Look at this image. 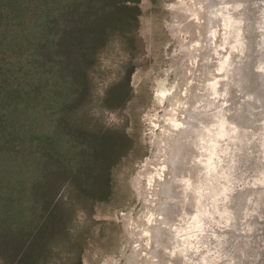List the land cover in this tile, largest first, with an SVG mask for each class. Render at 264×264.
Segmentation results:
<instances>
[{
	"label": "rangeland",
	"instance_id": "obj_1",
	"mask_svg": "<svg viewBox=\"0 0 264 264\" xmlns=\"http://www.w3.org/2000/svg\"><path fill=\"white\" fill-rule=\"evenodd\" d=\"M208 1L137 0L134 5L130 4L135 7L137 12L135 29L133 31L130 29L124 31V41L120 40L117 36H112L97 55V60L89 72L92 95L85 102L87 125L92 130H96L98 126L112 129L114 137L118 136L115 132L119 130L128 139L130 148L119 158L111 171L108 196L102 201H95L90 205V208L85 203L80 205L76 203V205L73 204L72 206L74 216L69 232L71 233V242L78 241L77 243L80 244L78 255L80 264H158L157 260H161L163 264H167L161 257L168 255L165 253L167 249L171 250L175 247L174 240L178 238L176 236L178 231L184 236L190 235L189 226L186 223L183 226H179L181 222H173L168 224L164 230L165 232L167 231V234L170 233L168 234L170 235L169 240H166L169 243L165 242L164 245H161V247L163 246L162 249H155L154 247L155 242L153 237L155 236V232L153 229L156 227L162 231L161 227L158 226L163 227L166 225L163 222L161 214L157 211L160 204L163 203V199L160 198L159 194L168 195L166 188L171 183L168 172L170 170L169 162H167L172 154V151H170V136L179 131L181 128L179 126L183 127V118L186 116L184 118L186 120L187 116L189 117L190 113L187 110L190 107L192 114L201 108L202 98H206L204 95H207L209 89L206 86H210L213 82L214 89L215 87L217 88L218 81L221 82L222 78L224 81H227V76L231 79L229 75H232V71H230L229 67L232 70L236 64H231L232 66L228 64L227 66V60L230 56L233 58V56L242 54V44L245 41L244 36L247 33L245 29L248 26L253 31L255 28V39H252L255 40V45L259 46V49L264 48V0H253L255 12L250 14L249 22H246V24L243 21V17L247 15L244 13L248 12L249 9L247 7L246 9L244 8L245 12L243 13L244 9L240 11L237 8L238 6L241 7L242 4L247 6L245 5L246 1L237 6L234 5V7H232L231 0H225L224 3L220 0L215 1V4H218L215 7L217 8L215 12L218 14L223 11L222 14H218L220 19L217 18V20L210 19L211 11L203 7ZM222 6H225V9ZM180 17L182 18L181 20ZM232 25L236 27V30H232ZM132 38H134V42L130 41ZM207 47L210 52L207 51ZM249 48H252V46L250 45ZM213 50L214 52H212ZM205 53L206 57L204 59H212L211 61L209 60L210 63L203 60ZM255 57H257L258 61L256 63L258 64L256 66L258 70L254 76L255 84L253 87L251 86L252 89L250 87L251 90L249 89L250 91L245 96V100L241 106L243 114L248 108V111H246V121L240 129V127H232V123L229 124L228 119L218 118L217 127L215 129L211 128V132L217 131V136L221 137L219 142L222 141L223 151L229 147L227 151L229 152V156H226L228 161L231 158L230 153L232 155V149L242 148L245 149V153H251L254 143H259V134H264V82L261 81L264 79V56L256 54ZM211 63L214 66H211ZM204 64H208V66L205 67ZM177 69L181 71H177ZM201 69H203L202 71L206 75L200 71ZM190 71L191 73H188ZM177 73L178 77L180 76L179 79ZM195 73L199 76H195ZM227 73L229 74L226 75ZM208 76L210 78L207 79L206 77ZM122 78H124V82L126 79V86H123L122 82L120 85H117L119 81L123 80ZM200 81L203 85L200 84ZM224 87V93H226L230 87L228 88L227 84ZM111 88L112 90H110ZM193 89L195 90L193 91ZM110 91L111 96L112 92L114 93L113 99L104 100L103 97L106 92ZM187 92L189 95L194 94L193 98L187 95ZM166 93L171 94L167 95ZM209 96H211L209 98L212 102H216L215 100L217 99L219 100L218 102H222L226 106L227 111L231 110L233 94L232 96L228 95L226 99L221 98L222 100H220L219 96L215 100L213 95ZM257 97L261 98L257 100ZM179 98L184 101L179 100ZM227 101L230 105H228ZM180 102L183 103L180 104ZM186 103L188 106H191L187 107ZM168 104L172 106L170 107ZM184 105L186 106L184 107ZM181 106L183 107L181 108ZM181 109L183 110L181 111ZM166 110L170 114L164 113ZM171 115L173 118L169 117ZM162 117L165 118V121H162L164 119ZM167 118H169L168 121ZM163 122H165L164 128ZM206 126H203V129L210 128V126ZM224 127L227 129L224 130ZM161 133L162 136H165L161 137ZM207 133L208 136L211 134L209 130ZM155 136L159 141L155 140L157 139ZM165 137L167 138L165 141H160V138ZM206 143L207 147L205 148L207 150H204L206 154L201 155L199 153L198 157L200 164L202 165L203 163L205 166L202 172L206 177V181L201 186L204 190L206 189V192L203 197L200 190L199 200H201V197L205 200L204 208L209 212L213 232H210V230L208 232L213 237V240L210 242L213 246L207 250L205 249V253L203 254L204 250L200 252L202 248L200 249L196 243L198 240L197 236H192L187 240L190 247L188 253L185 254L179 246H176L173 251L178 250L181 254H185L184 256L190 264H200V261L201 264H264V145L261 144V149L259 150L262 161L260 171L250 175L251 172L247 173L244 167H239L236 173L239 179L236 180L230 174L231 181L227 183L219 180V174H222L224 171L219 172L217 165L216 170H214L213 161L217 160L218 163V159H221V157L219 158L220 154L218 155L217 153V149H219L217 147L219 146L214 145L212 137ZM162 144L164 147L161 146ZM157 146L161 147L158 148ZM215 146V151H213V147ZM231 146L232 149H230ZM153 153H155V156H153ZM155 158L156 160H154ZM144 170L148 172L146 173ZM152 176L154 177L152 178ZM167 180L168 182L165 184ZM158 182H161L160 186L157 184ZM191 182L193 185V181ZM150 187L151 191L156 192V194H153L154 192L152 193L151 191V193L148 192ZM249 190L250 192H248ZM235 192L240 194L234 195ZM196 194H198L197 191ZM152 195L154 199L151 198ZM58 196H61V198L65 197L64 191H59ZM141 198H144V201ZM231 200L235 206L249 202L254 208H251L249 205V209L240 214L241 217L233 219L232 207L230 208L232 204ZM150 205L151 207L154 206V208L150 209ZM143 206H147V209H142ZM147 210L148 214H146ZM140 211L144 212H142L143 215ZM198 212H200V209ZM137 215L139 219L141 218L139 223H137ZM157 216L161 217L155 219ZM127 217L128 219L126 220ZM199 217L196 214L194 218L197 219ZM231 218L232 223L230 222ZM188 220L189 218L186 217V221ZM249 220H252V222H249ZM176 226L179 227L177 228ZM232 226L236 227L234 231L237 234L236 237H238L236 239L237 242H242V238L240 237L244 233H251L247 236L248 241L245 243L249 248L248 250L244 248L237 250L239 247H236L234 252H232L231 246H233L235 240L232 242L228 238V233L232 231ZM141 227L142 229L140 230ZM165 232L162 234L159 232L158 237H162V235L165 237ZM135 234H137V237H135ZM174 235L176 237L173 238ZM65 244L63 243V249L59 251L55 250L47 264H70L73 259V253ZM160 250L163 251L161 252ZM155 256L156 258H154Z\"/></svg>",
	"mask_w": 264,
	"mask_h": 264
},
{
	"label": "trees",
	"instance_id": "obj_2",
	"mask_svg": "<svg viewBox=\"0 0 264 264\" xmlns=\"http://www.w3.org/2000/svg\"><path fill=\"white\" fill-rule=\"evenodd\" d=\"M136 1L0 0V264H47L63 243L80 264L72 206L105 199L130 148L119 130L87 125L89 72L135 29Z\"/></svg>",
	"mask_w": 264,
	"mask_h": 264
},
{
	"label": "water",
	"instance_id": "obj_3",
	"mask_svg": "<svg viewBox=\"0 0 264 264\" xmlns=\"http://www.w3.org/2000/svg\"><path fill=\"white\" fill-rule=\"evenodd\" d=\"M220 1H222V3H224L225 0H220ZM231 1H232V7H234V5L237 6L238 4H242L243 1H246L245 5H247V6H244L242 4L241 7L238 6L237 8L240 11L243 10L244 8L246 9V7L249 9L248 12L247 11L245 12V9L243 11V13L245 12L244 14H247L245 17H243L244 23L246 24V22H249L248 19H249L250 14H252V12H255L254 1L253 0H239V1L231 0ZM232 30H236V27L233 25H232ZM246 32H247V34H246V36H244L245 41L242 44V54H238L233 58H232V56H230L227 60V65L231 64L232 61H234V63L236 64V66L232 68L231 79L227 76V81H224L223 79L221 80V82L218 81L217 88L215 87L213 89V98L214 99L218 96L220 98L226 99L227 93L229 94V96H232V94H233L232 109L231 110L227 111L226 107L223 105L222 102L216 103V105H217L216 110L219 111L220 116H222L223 118H226V119L228 118V115L234 111L235 106H237L239 103L244 102L245 96L248 95L249 91L252 89V87L255 84L254 83V79H255L254 76L258 70L256 68V66L258 65L256 63H258V61H257V57H255V55L256 54L257 55L262 54L264 56V48L259 49V46L257 47L255 45V40H252V39H255L254 38L256 35L255 28H254V31L252 29L249 30V26H248ZM250 45L252 46V48H249ZM229 66H232V65H229ZM239 67L241 68V72L238 71ZM236 74L238 76V81L240 80L239 82L237 81L238 82L237 84L234 81V79H237V77L236 78L234 77V75L236 76ZM261 81L264 82V79ZM250 82H251V84H250ZM241 83L242 84H244V83L248 84L250 87L251 86L252 87L250 89V87L248 85H246L247 91L243 90ZM226 84L228 85V88L229 87L230 88L228 89L227 93H224L225 91L222 92L223 88H225L223 85H226ZM239 84H241L240 88H239ZM225 111H227V112H225ZM244 128H246V127H244ZM240 129H241V127H240ZM206 135H207V133H206ZM259 136H260V140L258 141L259 143H257V142L254 143V148H253V151L251 153H245V149H242V148H237V149L233 150L232 146H231L230 149H232V155L230 153L231 158H229L230 159L229 161H228V158H226L227 155L229 156V152H227L229 147L223 151L222 141L219 142V140H221V137L215 136L216 146H219V147H217V148H219V149H217V153H218V155L220 154L219 158L221 157V159H218V163H217V160L213 161L214 166H215L214 170H216V165H217L219 172L222 170L224 171L222 174H219V180L230 183V181H231V175L230 174H232L235 177V179L238 180L239 177L236 175V173L238 172L239 167L240 168L244 167V169L247 173L251 172L250 175L255 174V172L260 171V169L262 168V161L260 159L261 154H259V150L261 149L260 145L261 144L264 145V134H259ZM166 139H167L166 137L162 138V141H165ZM171 141L172 140L170 139V142ZM193 159L194 160H192L191 163H190V160L186 157H180L178 160L175 159V161H174L175 164H173V165H174L176 174H173L172 178L175 180L174 181L175 183H176V181L181 182V187H180V188H182L181 193H180V191H177V188H175V187H174V189H172L171 187H168L167 190L170 192L171 195L159 194L160 198L163 199V203L160 204V207H159V213L161 214V216L163 218V222L166 225L173 223V222L167 221L170 219V217H173L171 215H175V214L178 215V213H179L180 215H178V216L181 217V223L179 225H183L186 223L187 226H189L190 235L184 236L180 233V231H178L177 234H179V235H176L178 238L177 239L175 238V242H176L174 245L175 247L179 246L184 251V253L186 254V253H188V249L190 248L189 243H187L188 238L192 237V236H197L198 240L196 243L199 245L200 249L202 248V250L200 252H203V250H204V252H203V254H204L205 249L207 250L208 248L213 246L212 243H210L213 240V237L210 236V233L208 232L209 230H210V232H213L212 231L213 226H212V223L210 222V219H209V212H208V210H206L204 208L205 200H203L202 197H201V200H199L197 198V195H196V191L198 190L197 186L192 185V182H191L192 181L191 178H193V176L195 178V176H196V175H192V176L189 175V172L191 171V168H192L191 166L193 164L197 165L199 162L198 157H196V159L195 158H193ZM200 166L198 165V167H199L198 171L196 169H194V171L197 172V174H198L197 175L198 179L196 181L197 183H201L203 181L204 182L206 181V177L204 176L203 172L201 173L202 168ZM169 168H170V166H169ZM204 168H205V166L203 167V169ZM231 169H232V171H231ZM168 172H169V178H170L171 177L170 170ZM169 178H168V180H169ZM168 180L165 182V184L168 182ZM161 182H158L157 184L160 186ZM189 186L191 188L190 196H189V193H187L185 191V190H187V188ZM200 190L202 191V196L204 197V193L206 192V189L204 190V188H201ZM248 192H250V190ZM238 194H240V193H237V192L234 193V195H238ZM164 195L168 198H166ZM190 199H191V203L189 204ZM230 199H232V198H230ZM165 201H167V203ZM231 203H232V200H231ZM249 205H250L249 202L244 203V204H239L237 206H235V204L232 203L230 208L232 207L233 219H235V218L238 219L241 213H243L244 211L249 209ZM200 207H202V208H200ZM214 208H215V206H214ZM251 208H254V206H251ZM199 209H200V217L196 219L194 217H195L196 213L199 211ZM223 211L225 212V210H223ZM186 217L189 218L188 221H186ZM230 222L232 223V218L230 219ZM249 222H252V220H249ZM250 225H252V224H250ZM238 226H239V223H238ZM248 227H250V226L248 225ZM248 227H246V229L249 230ZM235 228L236 227L232 226V231H230V233H228V238L230 240H232V242H233V240L237 239V237H236L237 234H235V231H234ZM155 230H156V233L159 234L160 230L157 229L156 227H155ZM249 234H251V233L248 232V233L243 234L242 244H240L239 242H236V240L233 242L234 244H233V246H231L232 252H234V249L236 247L237 248L239 247V249H237V250H242L243 248L247 249V250L249 249L248 246L245 245V243L248 241L247 236ZM244 238H245V240H244ZM155 239L158 241V244H160V247H161V245L164 244V242H166L165 237L162 240V237H159V239H157V236H155ZM243 241H244V243H243ZM171 252H172L171 250H167L165 252L166 254H168L167 259H166V257H161V258H163V261H166L167 264H190V263H188L187 258L184 256L185 254L183 255L180 253V251L174 250V252L171 254V257H170ZM184 262H186V263H184Z\"/></svg>",
	"mask_w": 264,
	"mask_h": 264
},
{
	"label": "bare ground",
	"instance_id": "obj_4",
	"mask_svg": "<svg viewBox=\"0 0 264 264\" xmlns=\"http://www.w3.org/2000/svg\"><path fill=\"white\" fill-rule=\"evenodd\" d=\"M215 1H217V0H209L208 2H207V4L205 5V6H203V7H205L208 11H211V16H209L210 17V19H216L217 20V18H218V14L219 13H221V12H219L218 14H217V12H215V10H217V8H215L217 5L215 4L216 2ZM220 4H222V3H220ZM213 5V6H212ZM207 6V7H206ZM223 7V6H222ZM224 9H225V6L223 7ZM221 9V8H220ZM221 11H222V9H221ZM210 13V12H209ZM222 13H223V11H222ZM221 13V14H222ZM178 15V14H177ZM210 15V14H209ZM246 15V14H245ZM181 16V15H180ZM182 18L180 17V20H181ZM184 20V19H183ZM177 22V21H176ZM175 22V23H176ZM173 23V22H172ZM174 28V27H173ZM172 30V29H171ZM245 30H247V29H245ZM244 30V31H245ZM250 30V29H249ZM173 31V30H172ZM226 31V30H225ZM228 32V31H227ZM247 34V33H246ZM245 34V35H246ZM209 43V42H208ZM207 43V44H208ZM211 44V43H210ZM215 44V43H214ZM212 46V45H211ZM213 47V46H212ZM216 47V46H215ZM214 48V47H213ZM212 48V49H213ZM230 48V47H229ZM207 49V51H208V47L206 48ZM211 49V48H210ZM215 49V48H214ZM195 52V51H194ZM194 52H193V54H194ZM197 52V51H196ZM208 52H210V51H208ZM208 52H206V53H208ZM212 52H214V50L212 51ZM230 52V51H229ZM185 53V52H184ZM206 53H205V56L203 57V60L204 61H209V60H205L204 58L206 57ZM225 53V52H224ZM237 53V52H236ZM211 54V53H210ZM216 54V53H215ZM214 54V55H215ZM232 54V53H231ZM191 55V54H190ZM212 55V54H211ZM184 56V55H183ZM187 56H188V54H187ZM208 56V55H207ZM229 57V56H228ZM234 57V56H233ZM202 60V61H203ZM212 60V59H211ZM210 60V61H211ZM210 61L208 62V63H210ZM180 63V62H179ZM204 63V62H203ZM214 64H215V62H213ZM213 63H211V66H214L213 65ZM217 63V62H216ZM178 64V63H177ZM231 64H234V61H232V63ZM231 64H229V65H231ZM210 65V64H209ZM204 66L206 67V66H208V64L207 65H205L204 64ZM228 66V65H227ZM226 66V67H227ZM236 65H234V67H235ZM180 67V66H179ZM210 68V67H209ZM216 69H217V67H216ZM229 69H230V71H232L231 70V68L229 67ZM240 69V70H239ZM239 69H238V71H240L241 72V68L239 67ZM179 69H177V71H178ZM203 69H201L200 71L201 72H203L202 71ZM206 70V69H205ZM204 70V71H205ZM210 70V69H209ZM214 70V69H213ZM179 71H181V70H179ZM193 71H195V70H193ZM198 71V70H197ZM196 71V72H197ZM211 71V70H210ZM181 73H183V72H181ZM181 73H179V75H181ZM188 73H191V71L190 72H188ZM193 73V72H192ZM198 73V72H197ZM195 73V76H199L198 74H200V73ZM209 73V72H208ZM197 74V75H196ZM203 74H205L204 72H203ZM202 74V75H203ZM212 74V73H211ZM222 74V73H221ZM229 73H227L226 75H228ZM231 74V73H230ZM201 75V74H200ZM206 75V74H205ZM211 76V75H210ZM230 77H231V75H229ZM177 77H178V73H177ZM203 77V76H202ZM234 77L236 78L237 77V79H234V81H235V83L237 84L239 81H238V76H237V74H236V76L234 75ZM180 78V76L178 77V79ZM207 79L208 78H210L209 76L208 77H206ZM216 78V77H215ZM227 78V77H226ZM225 78V79H226ZM212 79H213V77H212ZM223 79V78H222ZM241 79V78H240ZM181 80V79H180ZM178 81V80H177ZM187 81V80H186ZM201 81H202V79H201ZM201 81H200V84H201ZM213 81V80H212ZM238 81V82H237ZM182 82H184V81H182ZM181 82V83H182ZM206 82V81H205ZM179 83V82H178ZM198 83H199V81H198ZM203 83H204V81H203ZM209 83H211V82H209ZM206 84V83H205ZM242 84V83H241ZM241 84H239V88H240V86H241ZM250 84H251V82H250ZM261 84H262V82H261ZM182 85H184L183 83H182ZM199 85V84H198ZM201 85H203V84H201ZM246 85H248V84H242V87H243V89H245L246 91H247V86ZM205 86V85H204ZM224 86V85H223ZM222 86V87H223ZM249 86V85H248ZM260 86V85H259ZM258 86V87H259ZM198 87V86H197ZM199 87H200V85H199ZM198 87V88H199ZM201 87H203V86H201ZM209 87V89H208V91H207V95H204L206 98L205 99H203L202 98V106H201V108H199L194 114H192L191 112V105L190 106H188L187 105V103H189V102H187L186 103V105H187V107H190L189 108V110H187V111H189V113H190V115H189V117L187 116V118H186V120L183 118V123H184V125H183V127L182 126H179V127H181L180 129H179V131H176L174 134H172L170 137H171V143H170V146H171V150L170 151H172V154H171V157L168 159V161L167 162H169V166H170V175H171V177H170V180H171V183H170V185H168L167 186V188L168 187H171L172 189H174V187L175 188H177V191H180V193H181V189L182 188H180L181 187V182H178V181H176V183L174 182L175 180L172 178V175L173 174H176V171H175V168H174V165L173 164H175L174 163V161H175V159L176 160H178L180 157H186V158H188L189 160H190V163H191V161L192 160H194L193 158H196V157H199V153L201 154V155H203V154H206V152H204V150H207L205 147H207V141L212 137V141L214 142V145L216 144V141H215V136H217V131H214V132H211V128H216L217 127V123H218V118H223L222 116H220V113H219V111L218 110H216V108H217V106L215 105L216 104V102H218L219 100H215L216 102H212L211 101V99L209 98V97H211V96H209V95H213V82L210 84V86L208 85V86H206V88H208ZM215 87V86H214ZM250 87V86H249ZM187 88V87H186ZM191 88V87H190ZM189 88V89H190ZM182 89H183V87H182ZM184 89H185V87H184ZM199 89H201V88H199ZM186 90V89H185ZM191 90V89H190ZM195 89H193V91H194ZM196 90H198V89H196ZM207 90V89H206ZM178 91V90H177ZM180 91V90H179ZM183 91V90H182ZM201 91V90H200ZM225 91V88H223V91L222 92H224ZM185 92V91H184ZM206 92V91H205ZM158 93H159V91H158ZM181 93H183V92H181ZM186 93V92H185ZM184 93V94H185ZM191 93V92H190ZM227 93V92H226ZM163 94V93H162ZM167 95H169V94H171V93H166ZM179 95H180V92H179ZM183 95V94H182ZM187 95H189L188 94V92H187ZM229 95V94H228ZM227 95V96H228ZM166 96V95H165ZM181 96V95H180ZM190 97H192L193 98V96H194V94L193 95H189ZM262 97V96H261ZM261 97H257L256 99L258 100V99H260ZM172 98V97H171ZM171 98H170V101H171ZM177 98V97H176ZM197 98V97H196ZM199 98V97H198ZM158 99V98H157ZM172 99H174V100H176L175 98H172ZM181 98H179V100H180ZM221 99V98H220ZM229 99V98H228ZM262 99H263V97H262ZM178 100V101H179ZM182 100V99H181ZM187 100V99H186ZM185 100V101H186ZM197 100V99H196ZM212 100H213V98H212ZM222 100V99H221ZM182 101H184V100H182ZM188 101V100H187ZM224 101V100H223ZM226 101V100H225ZM232 101V100H231ZM250 101H251V99H250ZM255 101V100H254ZM228 102V101H227ZM170 103V102H169ZM176 103V102H175ZM183 103V102H182ZM181 102H180V104H182ZM193 103V102H192ZM229 103V102H228ZM227 103V104H228ZM171 104V103H170ZM170 104H168V106H170ZM173 104V103H172ZM179 104V105H180ZM226 104V103H225ZM186 105H184V107L186 106ZM228 105H230V103L228 104ZM232 105V104H231ZM172 106V105H171ZM170 106V107H171ZM241 106H242V103H239L237 106H235V109H234V111L232 112V113H230L229 115H228V120H229V124H231L232 123V127H241L242 125H243V123L246 121V111H248V108H247V110L246 111H244V114H243V111H242V108H241ZM176 107H178V108H180L179 106H176ZM175 107V108H176ZM183 106H181V108H182ZM186 107V108H187ZM226 107V106H225ZM229 107V106H228ZM169 108V107H168ZM168 108H167V110H168ZM170 109V108H169ZM172 109V108H171ZM177 109V108H176ZM188 109V108H187ZM231 109H232V107H231ZM167 110L166 111H164V113L166 112V113H168L167 112ZM174 110V109H173ZM183 109H181V111H182ZM229 110V109H228ZM185 111V110H184ZM191 111V112H190ZM170 112H172V111H170ZM172 113H174V112H172ZM171 113V114H172ZM248 113V112H247ZM168 114H170V113H168ZM177 114V113H176ZM167 115V114H166ZM188 115V114H187ZM169 117H172V115L171 116H169ZM162 118H164V117H162ZM173 118V117H172ZM168 119L169 118H167V121H168ZM165 121V118L164 119H162V121ZM180 120H182V119H180ZM173 122V121H172ZM171 122V123H172ZM179 122V121H178ZM212 123V124H211ZM165 124V122H163V128H164V125ZM168 125V124H167ZM179 125H182V124H179ZM205 125H207L206 127H209L210 126V128H208V129H203V126H205ZM170 126V125H169ZM161 127H162V125H161ZM175 127V126H174ZM231 127V126H230ZM159 128V127H158ZM169 128V127H168ZM225 129H227L226 127H224V130ZM160 130H162V129H160ZM164 130V129H163ZM162 130V131H163ZM168 130V129H167ZM208 130L210 131V135L208 136ZM161 131V132H162ZM204 131V132H203ZM169 132V131H168ZM167 132V133H168ZM163 133V132H162ZM162 133H161V137H164L165 135H163L162 136ZM166 133V132H165ZM206 133H207V135H206ZM219 133V132H218ZM157 136H159V135H157ZM156 137V136H155ZM208 137V138H207ZM157 138V137H156ZM152 139H154V138H152ZM155 140H158V138L157 139H155ZM154 140V141H155ZM159 141V140H158ZM160 141H162V138H160ZM152 144H153V142H152ZM157 145H158V143H157ZM214 145H212V146H214ZM161 146H163V144L161 145ZM161 146H157L158 148L159 147H161ZM176 146V147H175ZM164 147V146H163ZM163 147H162V149H163ZM209 147V146H208ZM156 148V147H155ZM215 148H216V146L215 147H213V151H215ZM161 149V148H160ZM158 150V149H157ZM156 150V151H157ZM158 152V151H157ZM157 152H155L156 154H159V153H157ZM155 153H153V156H155L154 154ZM183 155V156H182ZM157 156V155H156ZM153 158V157H152ZM150 159V158H149ZM148 159V160H149ZM151 160V159H150ZM154 160H156V158L154 159ZM149 162V161H148ZM182 164V163H181ZM198 165L200 166L201 164H200V162H198V164L196 165V164H193L191 167V171L189 172V175L190 176H192V175H196L195 176V178H194V176H193V178H191V180L193 181V185H195V186H197V192H198V194H196L197 195V198L198 199H200V194H199V192H200V189H201V186H202V184L204 183V181L203 182H201V183H197L196 181H197V179H198V177H197V172H195L194 171V169H196L197 171L199 170V167H198ZM145 167H146V165H145ZM148 167H150V166H148ZM183 167V166H182ZM202 169H201V172L204 170L203 169V167H204V165H203V163H202V165L200 166ZM151 170V169H150ZM145 171V170H144ZM146 172V171H145ZM144 172V173H145ZM148 172V171H147ZM146 172V173H147ZM150 172V171H149ZM185 172V171H184ZM152 173V172H151ZM140 174H143V173H140ZM144 176V175H143ZM146 176H148V175H146ZM154 176H152V178H153ZM149 178V177H148ZM178 182V183H177ZM154 184V183H153ZM191 184V183H190ZM147 185V184H146ZM188 185V184H187ZM148 186V185H147ZM155 186V185H154ZM146 188V187H145ZM149 188V187H148ZM167 188H166V190H167ZM144 189V188H143ZM149 190V189H148ZM150 190H152L151 189V187H150ZM150 190L148 191L149 193H151L150 192ZM154 190V189H153ZM145 191H147V190H145ZM144 191V192H145ZM187 193H189V196H190V192H191V188H190V186L187 188V190H185ZM154 192V191H153ZM152 192V193H153ZM167 192H168V195H171L170 194V192L167 190ZM148 193V194H149ZM153 194H156V192H154ZM141 195V194H140ZM145 195V194H144ZM143 196V195H142ZM207 196V195H206ZM150 197V196H149ZM151 198H153V195L151 196ZM166 198H168V197H166ZM142 199V198H141ZM144 199V198H143ZM142 199V200H143ZM154 199V198H153ZM152 199V200H153ZM149 200V199H148ZM144 201V200H143ZM147 201V200H146ZM151 201V200H150ZM152 202H154V201H152ZM156 202V201H155ZM166 203H167V201H165ZM169 202V201H168ZM147 203V202H146ZM148 203H149V201H148ZM148 203H147V205H148ZM191 203V199L189 200V204ZM144 204V203H143ZM156 204V203H155ZM157 204H158V202H157ZM156 204V205H157ZM155 205V206H156ZM164 205V204H163ZM159 206V205H158ZM203 206V205H202ZM147 207V206H146ZM145 206H143L142 207V209L143 208H146ZM160 207V206H159ZM151 208H154V206L153 207H151V205H150V209ZM157 208V207H156ZM202 208V207H201ZM147 209V208H146ZM145 209V210H146ZM158 209V208H157ZM148 210H149V208H148ZM148 210H147V213L146 214H148ZM153 210V209H152ZM152 210H150L151 212H152ZM155 211H157V210H155ZM141 212V214L143 215V211H140ZM143 212V213H142ZM157 212H159V210L157 211ZM156 213V212H155ZM178 213V212H177ZM156 214H158V213H156ZM196 214H198L199 216H200V212H197ZM178 215H180L179 213H178ZM178 215H171V216H173V217H170V219L169 220H167V221H170V222H175V223H178V222H181V217L180 216H178ZM140 216V215H139ZM145 216V215H144ZM137 217H138V215H137ZM136 217V218H137ZM142 217V216H141ZM161 217V216H160ZM160 217H155V219L156 218H160ZM241 217V216H240ZM150 218V217H149ZM128 219V217L126 218V220ZM141 219V218H140ZM139 219V217H138V222L137 223H139V221H141ZM130 220V219H129ZM129 220H128V222H129ZM134 220H136V219H134ZM146 220V219H145ZM132 221V220H131ZM143 221H144V219H143ZM153 221H155L154 219H153ZM153 221H151V222H153ZM127 222V221H126ZM156 222V221H155ZM169 222V223H170ZM148 223V222H147ZM150 223V222H149ZM134 224V223H133ZM146 224V223H145ZM152 224V223H151ZM150 224V225H151ZM180 224V223H179ZM138 225V224H137ZM136 225V226H137ZM154 225H155V223H154ZM148 226H149V224H148ZM168 225H164L163 227L162 226H158V227H161V230L162 231H160L161 232V234L163 233V232H165L164 230L166 229L165 227H167ZM180 226V225H179ZM178 226V227H179ZM181 226H183V225H181ZM131 227V226H130ZM143 227V226H142ZM142 227L140 228V230L142 229ZM175 227V226H174ZM177 227V226H176ZM177 227V228H178ZM129 228V227H128ZM133 228H134V226H133ZM136 228V227H135ZM152 228V227H151ZM154 228V227H153ZM145 229H147V228H145ZM160 229V228H159ZM138 230V229H137ZM154 230V232H155V236H157V239H159V237H158V234L156 233V230H155V228L153 229ZM179 230V229H178ZM177 230V231H178ZM130 231V230H129ZM151 231V230H150ZM131 232V231H130ZM129 232V233H130ZM134 232V231H133ZM136 232H139V231H136ZM167 232V231H166ZM165 232V233H166ZM171 232H172V230H171ZM138 234V233H137ZM137 234H135V237H137L136 235ZM168 234H170V233H168ZM167 233H166V235H165V238H166V240L168 239V238H170V235H168ZM133 235V234H132ZM177 235V234H176ZM139 236V235H138ZM155 236L153 237L154 238V242H155V244H154V247H155V249L156 248H161L162 249V247H160V245H158V241L155 239ZM163 235H162V240H163ZM174 237H176L175 235L173 236V238ZM130 238V237H129ZM238 238V237H237ZM240 238H242V237H240ZM169 240V239H168ZM167 240V241H168ZM236 240V239H235ZM132 241V240H131ZM135 241H137V240H135ZM166 241V242H167ZM236 242H237V240H236ZM165 243V242H164ZM167 243H169V242H167ZM174 243H176L175 242V240H174ZM173 243V244H174ZM240 244H242V242H239ZM135 244V243H134ZM133 245V244H132ZM164 245V244H163ZM170 245V244H169ZM165 247V246H164ZM169 247V246H168ZM174 247V246H173ZM170 248V247H169ZM173 249H175V248H173ZM173 249H171L172 251H173ZM158 250V249H157ZM157 250H155V251H157ZM165 250V249H164ZM167 250H169V249H167ZM166 250V251H167ZM161 251V250H160ZM159 251V252H160ZM163 251V250H162ZM161 251V252H162ZM177 251V250H176ZM174 252V251H173ZM172 252V253H173ZM153 253H155V252H153ZM152 253V254H153ZM172 253H170V254H172ZM161 254V253H160ZM162 254H164V253H162ZM156 255V254H155ZM167 255V254H166ZM154 256V255H153ZM168 256V255H167ZM166 256V257H167ZM159 257V256H158ZM161 257V256H160ZM164 257H165V255H164ZM171 257V256H170ZM154 258H156V256L154 257ZM168 258V257H167ZM161 259V258H160ZM158 261V264H163V262H161V260H157ZM166 262V261H165ZM200 264H201V261H200Z\"/></svg>",
	"mask_w": 264,
	"mask_h": 264
}]
</instances>
